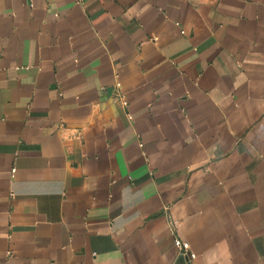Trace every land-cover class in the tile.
I'll list each match as a JSON object with an SVG mask.
<instances>
[{"label": "crops", "instance_id": "1", "mask_svg": "<svg viewBox=\"0 0 264 264\" xmlns=\"http://www.w3.org/2000/svg\"><path fill=\"white\" fill-rule=\"evenodd\" d=\"M264 264V0H0V264Z\"/></svg>", "mask_w": 264, "mask_h": 264}, {"label": "built area", "instance_id": "2", "mask_svg": "<svg viewBox=\"0 0 264 264\" xmlns=\"http://www.w3.org/2000/svg\"><path fill=\"white\" fill-rule=\"evenodd\" d=\"M174 245L177 249V251L184 257L188 259H193L194 254L190 252V248L188 243L180 241L179 239L174 240Z\"/></svg>", "mask_w": 264, "mask_h": 264}, {"label": "water", "instance_id": "3", "mask_svg": "<svg viewBox=\"0 0 264 264\" xmlns=\"http://www.w3.org/2000/svg\"><path fill=\"white\" fill-rule=\"evenodd\" d=\"M186 261L187 260L185 259L184 256L179 255L178 258L176 259L175 264H188Z\"/></svg>", "mask_w": 264, "mask_h": 264}]
</instances>
